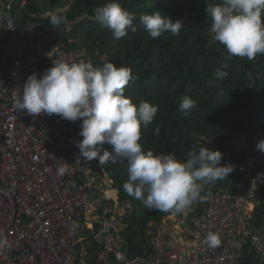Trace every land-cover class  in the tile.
Listing matches in <instances>:
<instances>
[{"label":"built area","instance_id":"1","mask_svg":"<svg viewBox=\"0 0 264 264\" xmlns=\"http://www.w3.org/2000/svg\"><path fill=\"white\" fill-rule=\"evenodd\" d=\"M12 4L0 0V240L6 241L0 264H239L249 253L264 264V230L255 219L264 178L257 180L252 166L237 191L214 189L186 215L169 211L152 223L147 256L122 247L127 208L104 165L80 156L82 121L14 107L29 75L40 78L54 60L93 62L98 52L59 46L71 23L62 30L31 22L17 27ZM209 232L218 234V246L205 243Z\"/></svg>","mask_w":264,"mask_h":264},{"label":"trees","instance_id":"2","mask_svg":"<svg viewBox=\"0 0 264 264\" xmlns=\"http://www.w3.org/2000/svg\"><path fill=\"white\" fill-rule=\"evenodd\" d=\"M13 0L12 18L17 27L27 22H36L41 27L54 29L50 16L37 18L46 11L67 6L66 0ZM158 0H119L121 6L133 13L136 19L127 35L114 39L110 29L92 19L95 9L110 0H73L70 8L58 15L71 22L70 31L64 32L58 44L62 48H86L98 55L93 57V66L112 62L132 70L136 77L124 88V96L133 104L148 102L157 106L153 122L141 125L138 143L143 150L154 154L173 153L184 161L188 153L200 147L236 141L253 120L256 132L264 135V55L255 60L229 57L224 45L214 39L211 33V17L205 12L207 5L219 0H182L174 8L157 3ZM159 11L173 21H182L183 28L178 36L164 32L153 40L139 20L145 13ZM67 24L60 25V30ZM227 63L228 76L216 81L214 71ZM189 96L196 102V108L185 116L179 110L182 96ZM159 128V133L156 129ZM252 136V132H249ZM103 148L111 151V145ZM244 152V151H243ZM127 161L104 165L119 192V200L127 212L121 217L125 226L123 246L133 257L150 254L147 234L150 223H157L167 212L149 210L142 200L129 196L123 188L127 180ZM116 195L110 192L109 196ZM259 206L256 228L264 230V191L258 195ZM239 264H258V256L249 253Z\"/></svg>","mask_w":264,"mask_h":264},{"label":"clouds","instance_id":"3","mask_svg":"<svg viewBox=\"0 0 264 264\" xmlns=\"http://www.w3.org/2000/svg\"><path fill=\"white\" fill-rule=\"evenodd\" d=\"M50 12H54L47 15L52 25L69 23L65 16L55 14V10L46 13ZM205 12L211 17L210 31L214 39L225 46L229 57L251 61L264 55V0H219L207 5ZM136 18V13L124 9L119 0L97 7L92 17L110 29L114 39L124 37L129 29L135 32ZM139 20L153 40L164 32L178 36L183 28L181 20L173 21L157 10L140 15ZM227 67L225 63L214 71L215 79L208 82L210 86L228 76L223 70ZM135 79L130 68L117 67L112 62L93 66L91 60L72 63L54 60L40 78L35 73L27 77L22 91L16 92L14 107L30 116L55 114L71 122L80 119L78 134L82 139L76 142V147L85 161L95 159L105 165L126 160L128 178L123 188L129 196L142 200L149 210L186 215L193 203L202 199L204 186L226 179L234 166L221 164L222 153L205 146L198 152L191 150L184 161L173 153L154 154L152 150H143L138 143L141 125L151 124L158 108L146 101L133 104L124 96L125 86ZM195 108V100L182 96L179 110L185 116ZM105 143L111 145V151L103 148ZM256 147L264 152V140ZM64 172V166L57 168L58 175ZM261 178L264 173L257 174L256 179ZM205 243L209 247L218 246V234L209 232ZM4 244L6 241L0 240V246Z\"/></svg>","mask_w":264,"mask_h":264},{"label":"crops","instance_id":"4","mask_svg":"<svg viewBox=\"0 0 264 264\" xmlns=\"http://www.w3.org/2000/svg\"><path fill=\"white\" fill-rule=\"evenodd\" d=\"M23 1L24 0L20 2V5L22 7H24V5H22ZM38 1L40 2V0ZM72 1L73 0H66L67 6L63 7L62 9L61 7L56 8L55 14L58 15L62 13V11H67L70 8ZM46 12L38 15L37 18L54 14ZM37 25L41 27L39 24ZM248 126L250 128H248L247 131L243 135H241L238 140L231 141L230 146L228 143H216L212 145L213 147L209 148L211 150H219L222 153L223 157L221 160V164H232L234 166V171L231 172L226 179L219 180L214 185H205L204 189L201 192L202 199L194 202L196 205H203L205 195L213 189L228 188L229 190L237 191L240 187L241 182H243L241 181V178H243V174L249 166H252L255 175H257L258 173H264V152L258 150L256 147L259 141L264 140V135L260 132H256L253 120H250ZM250 130L252 132V136H250L249 134ZM115 192L119 196V193L117 191ZM123 244L124 243H121L122 247ZM90 248L92 250H95L94 243L90 246Z\"/></svg>","mask_w":264,"mask_h":264},{"label":"rangeland","instance_id":"5","mask_svg":"<svg viewBox=\"0 0 264 264\" xmlns=\"http://www.w3.org/2000/svg\"><path fill=\"white\" fill-rule=\"evenodd\" d=\"M198 1H200V0H198ZM181 2H182V0H158L157 1V3L164 4V5L168 6L169 8H174L177 5H179ZM50 13H54V12H50ZM116 198H115V200H116Z\"/></svg>","mask_w":264,"mask_h":264}]
</instances>
